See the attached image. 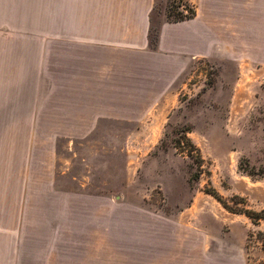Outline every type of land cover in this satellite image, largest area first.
<instances>
[{"label":"rangeland","instance_id":"obj_1","mask_svg":"<svg viewBox=\"0 0 264 264\" xmlns=\"http://www.w3.org/2000/svg\"><path fill=\"white\" fill-rule=\"evenodd\" d=\"M169 4L157 0L153 26ZM259 30L264 44V17ZM75 45L77 0H0V264H264V221L212 193L264 208V63L195 59L162 123L32 129L52 121L34 89L49 91ZM56 133V188L77 194L23 192L15 218L9 185L24 186L26 154L40 168Z\"/></svg>","mask_w":264,"mask_h":264},{"label":"crops","instance_id":"obj_2","mask_svg":"<svg viewBox=\"0 0 264 264\" xmlns=\"http://www.w3.org/2000/svg\"><path fill=\"white\" fill-rule=\"evenodd\" d=\"M192 1L196 15L179 21L163 18L153 43L157 0H77V46L50 66L51 71L64 72L54 73L49 91L41 94L36 88L31 95L36 111L46 115L48 107L52 121L36 122L31 128L84 131L66 134L76 138L99 128L103 119L162 123L178 106L195 59L264 63V56H257L258 49H264L258 38L264 0ZM56 136L51 137L48 155L36 160L40 168H35L34 154H26L24 186L11 181L9 210H15V218L23 192L42 199L50 193L77 194L56 188Z\"/></svg>","mask_w":264,"mask_h":264},{"label":"trees","instance_id":"obj_3","mask_svg":"<svg viewBox=\"0 0 264 264\" xmlns=\"http://www.w3.org/2000/svg\"><path fill=\"white\" fill-rule=\"evenodd\" d=\"M182 1V0H181ZM184 4V5H183ZM174 14V15H173ZM196 15V8L192 6V3L189 1L186 2H176V0H170L169 4V13L168 20L170 21H179L188 18H192ZM158 35V26L151 27V41L156 43ZM212 193L218 197L223 205L234 212H242L245 213L254 223H259L264 221V208L261 210L253 209V208H241L230 205L228 202L224 201L222 197L217 193V191H212Z\"/></svg>","mask_w":264,"mask_h":264},{"label":"built area","instance_id":"obj_4","mask_svg":"<svg viewBox=\"0 0 264 264\" xmlns=\"http://www.w3.org/2000/svg\"><path fill=\"white\" fill-rule=\"evenodd\" d=\"M184 5V4H183Z\"/></svg>","mask_w":264,"mask_h":264}]
</instances>
